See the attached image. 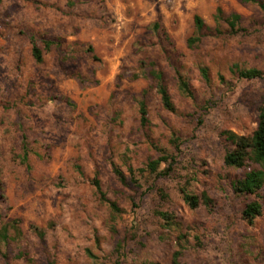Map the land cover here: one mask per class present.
I'll return each mask as SVG.
<instances>
[{"label": "rangeland", "instance_id": "obj_1", "mask_svg": "<svg viewBox=\"0 0 264 264\" xmlns=\"http://www.w3.org/2000/svg\"><path fill=\"white\" fill-rule=\"evenodd\" d=\"M217 8L240 15L242 31L228 35L221 21V34L188 47L194 16L213 29ZM233 65L264 73L258 5L0 0V228L18 220L22 232L16 241L0 242V264H93L86 250L99 264H172L182 236L181 264H264V185L258 197L236 195L232 185L248 168L223 163L232 148L224 132L248 136L257 126L264 78L238 79ZM152 67L162 74L174 112L161 105L148 75ZM200 68L208 71V84ZM176 70L193 100L178 90ZM139 101L147 107L145 127ZM161 155L174 159L168 177L144 173L124 186L112 172L117 166L128 175V165L142 168ZM249 167L264 170V164ZM93 178L124 211L116 235ZM180 187L199 198L197 208L183 202ZM254 200L261 215L248 225L241 211ZM158 211L174 222L166 225Z\"/></svg>", "mask_w": 264, "mask_h": 264}, {"label": "trees", "instance_id": "obj_2", "mask_svg": "<svg viewBox=\"0 0 264 264\" xmlns=\"http://www.w3.org/2000/svg\"><path fill=\"white\" fill-rule=\"evenodd\" d=\"M241 4H255L258 5L264 11V2L260 0H238ZM216 25L212 29L210 26L204 23V21L199 16H194V27L195 34L187 40L188 47L192 48L197 46L204 37L211 34H221L220 25L218 22L223 21L226 24V33L228 35H235L242 31L240 24L242 22V17L236 13H231L225 15L220 8H217L214 16ZM32 45V56L37 63L42 61V54L37 47L34 40H31ZM200 76L202 80L208 84L210 82L209 74L206 68L199 69ZM231 72L234 73L238 79L243 80H255L264 78V73L258 69H241L237 65H233ZM148 75L154 82V87L157 94L159 95L161 105L163 109L169 112H174V105L172 103L168 88L163 83V78L161 72L157 71L152 67L148 71ZM176 82L178 90L190 99H194L193 92L183 75L179 70L175 71ZM220 81H223L220 78ZM207 108V107H206ZM138 113H139V123L141 127H145L148 124V112L144 101L138 102ZM226 140L231 144L232 148L228 150L223 158V163L226 167H232L236 169L248 168L244 173L242 179L235 181L232 185V189L236 195H254L258 197V191L264 185V170L250 168L249 166L263 165L264 164V99L262 104L258 108L257 116V126L255 130L248 136H240L232 132H224ZM173 144H178V139L173 137L170 140ZM178 147L176 146V149ZM174 159L167 155H161L156 159H150L142 168H133L132 166H127L126 175L121 168L117 166L112 167V172L118 182L121 185H128L127 182L137 183V176H141L144 173L155 176V178H165L170 175L172 171V164ZM161 163L167 164V167L161 168ZM91 185L95 188V192L98 196L99 202L106 205L109 209V229L112 235L117 234L114 224L117 219L121 217L124 211L119 207L116 201L109 199L106 194L102 191L99 181L96 178L91 180ZM158 194L162 199L166 198V194L162 190H157ZM179 192L181 194L183 202L190 208L195 209L199 205V198L191 194L186 187H180ZM202 202L205 206H210L211 200L205 193L202 194ZM156 214L164 221L166 225L172 224L174 217L167 212H156ZM261 215V205L257 200H254L248 204H245L241 211V219L248 225L253 224L254 220ZM1 218V213H0ZM18 220H12L4 223L0 228V242L16 241L22 236V232L18 227ZM12 230V231H11ZM38 236L43 237V233L38 231ZM184 237H179L178 246L180 250L176 251L172 256V264H181L180 258L183 254L182 245L180 240ZM96 244H99L98 238L96 239ZM122 250V242L118 241L115 246V253L119 257ZM87 257L94 261L93 264L97 263V257H95L90 250H86ZM23 255H20V257ZM156 264V263H148Z\"/></svg>", "mask_w": 264, "mask_h": 264}]
</instances>
